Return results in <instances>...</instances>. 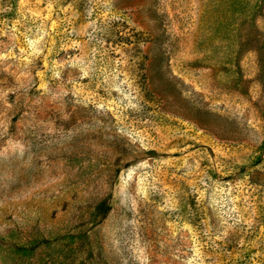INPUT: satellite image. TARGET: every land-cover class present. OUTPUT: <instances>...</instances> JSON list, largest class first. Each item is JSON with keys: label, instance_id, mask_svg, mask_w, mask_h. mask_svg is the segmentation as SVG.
<instances>
[{"label": "rangeland", "instance_id": "374dc122", "mask_svg": "<svg viewBox=\"0 0 264 264\" xmlns=\"http://www.w3.org/2000/svg\"><path fill=\"white\" fill-rule=\"evenodd\" d=\"M0 264H264V0H0Z\"/></svg>", "mask_w": 264, "mask_h": 264}]
</instances>
